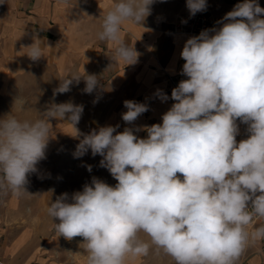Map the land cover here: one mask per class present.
<instances>
[{
    "label": "clouds",
    "instance_id": "1",
    "mask_svg": "<svg viewBox=\"0 0 264 264\" xmlns=\"http://www.w3.org/2000/svg\"><path fill=\"white\" fill-rule=\"evenodd\" d=\"M155 2L111 4L96 33L99 41L111 44L109 67L138 63L140 53L134 43L126 42L122 26L142 25ZM186 7L194 17L208 4L186 0ZM261 17L264 8L257 0H243L217 21L220 27L186 40L180 56L185 61L181 75L187 79L172 89L175 103L162 115V123L125 127L122 132L117 131L119 125H107L83 134L76 125L84 106L71 100L46 104L34 120L11 113L0 118V192L31 195L26 189L28 174L36 172L38 162L46 158L51 121L65 122L74 129L73 137H83L74 157H83L89 150L93 157L99 155V166L118 182L110 186L93 176L81 191L62 193L47 208L59 236L83 238L86 264H130L152 250L170 256L175 264H237L249 247L264 241V224H253L264 219ZM39 40L34 34V42L25 47L33 61L45 57ZM59 79L54 96L69 92L81 80L83 93L104 87L97 75L84 68ZM155 95L161 102L169 99L159 89ZM123 104L127 111L121 115L127 124L149 110L147 104L134 100ZM14 105L18 111L28 109L21 97ZM238 120L247 126L248 134L239 142ZM134 131H146L147 138ZM86 168L92 171L91 165Z\"/></svg>",
    "mask_w": 264,
    "mask_h": 264
},
{
    "label": "crops",
    "instance_id": "2",
    "mask_svg": "<svg viewBox=\"0 0 264 264\" xmlns=\"http://www.w3.org/2000/svg\"><path fill=\"white\" fill-rule=\"evenodd\" d=\"M257 1L264 8V0ZM113 2L118 0H67L66 3L61 0H0L2 51L10 47L14 50L10 58L2 57L1 70L25 73L40 69L67 75L76 71L82 73L84 68L86 73L97 75L104 85L102 90L83 93L85 84L83 80L80 82V104L84 106L82 122L86 129L99 128L104 122L112 121L122 123L119 129L162 123V115L175 103L171 99L173 88L168 77L176 86L187 79L181 75L185 61L180 53L188 37L169 34L170 24L186 10V0H156L142 25L126 22L122 33L126 42L134 43L140 53L138 63L125 66L121 62L109 67L113 63L111 44L99 41L96 33ZM34 34L40 38L38 43L45 55L38 61L31 60L25 49L34 42ZM58 44H61L59 50ZM158 89L167 94V101L161 102L156 97ZM96 99L98 102L93 103ZM125 100L145 103L149 110L133 124H127L121 115L127 111ZM103 114L118 117L111 119ZM237 124L239 142L248 134L246 125L239 120ZM135 135L147 138L146 131H135ZM7 264H11L10 261Z\"/></svg>",
    "mask_w": 264,
    "mask_h": 264
},
{
    "label": "rangeland",
    "instance_id": "3",
    "mask_svg": "<svg viewBox=\"0 0 264 264\" xmlns=\"http://www.w3.org/2000/svg\"><path fill=\"white\" fill-rule=\"evenodd\" d=\"M243 0H207L208 8L213 14H226L237 3ZM257 3L261 6V2ZM184 12H187V7ZM181 12V13H184ZM180 15V14H179ZM0 35V118L11 113L20 119H37L39 111H43L50 102L63 103L69 100L80 104V83L72 85L66 93L54 90L59 86L63 74L49 70L32 69L25 73L2 71V57H11V47L2 51ZM2 52L4 55H2ZM10 69V68H9ZM23 98L28 109L18 111L15 100ZM39 110V111H38ZM12 111V112H11ZM103 117L113 118L118 115L103 114ZM52 137L46 149V158L36 165L37 171L28 174L26 189L31 195L14 196L11 192H0V258L11 264H86L87 253L84 252L83 238L65 239L55 231L51 217L47 214L50 202L62 193L71 195L81 191L85 183H90L93 176L103 180L110 186L118 182L109 171L99 166L102 159L99 155L93 157L91 151L83 157L75 158L74 152L79 143L72 126L65 122L51 121ZM82 117L76 127L83 134L93 129H86ZM122 125L118 122H104L101 126ZM125 125V124H123ZM97 124H94V127ZM124 129H117L122 132ZM135 134V131H134ZM86 165L92 166L87 171ZM179 175V174H178ZM59 223V220H54ZM255 226H260L254 223ZM141 239L149 241V237L140 233ZM130 264H175L170 256L155 250L149 255L131 261ZM237 264H264V241L249 247L237 261Z\"/></svg>",
    "mask_w": 264,
    "mask_h": 264
},
{
    "label": "built area",
    "instance_id": "4",
    "mask_svg": "<svg viewBox=\"0 0 264 264\" xmlns=\"http://www.w3.org/2000/svg\"><path fill=\"white\" fill-rule=\"evenodd\" d=\"M225 14H213L209 8L204 12L197 13L194 17H190L189 11L178 15L173 23L170 24L169 34L171 35H185L188 38L199 35L202 30L211 29L213 27H220L217 21L221 20ZM184 21H187L184 23ZM168 82L171 88L177 87L171 77H168ZM264 224V219H257L253 224ZM0 264L4 262L0 258Z\"/></svg>",
    "mask_w": 264,
    "mask_h": 264
}]
</instances>
